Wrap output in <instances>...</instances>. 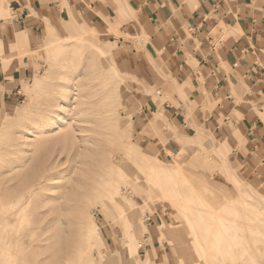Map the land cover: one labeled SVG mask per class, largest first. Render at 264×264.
<instances>
[{
  "label": "rangeland",
  "instance_id": "374dc122",
  "mask_svg": "<svg viewBox=\"0 0 264 264\" xmlns=\"http://www.w3.org/2000/svg\"><path fill=\"white\" fill-rule=\"evenodd\" d=\"M54 1L22 100L0 108V264H264V152L240 131L247 147L224 145L223 115L197 120L193 89L149 57V35L120 30L127 3L105 19L92 0L85 13L84 0ZM226 35L213 31L216 47Z\"/></svg>",
  "mask_w": 264,
  "mask_h": 264
},
{
  "label": "crops",
  "instance_id": "0c3cea01",
  "mask_svg": "<svg viewBox=\"0 0 264 264\" xmlns=\"http://www.w3.org/2000/svg\"><path fill=\"white\" fill-rule=\"evenodd\" d=\"M8 1L14 19H0V108L22 100L24 83L35 74L36 60L29 52L34 50L38 32L43 28L38 17L48 13V9L55 15L56 8L61 6L60 1L54 0ZM112 1L92 0L90 6L101 17L109 19L113 15ZM122 1L133 12L119 7V13L133 20L123 24L120 30L132 36L143 32L149 35L145 45L149 57L163 60L167 76L193 89L191 94L196 99L193 114L197 120L217 124L218 117L223 115L224 133H231L224 145L231 148L241 141L247 147L249 142L241 139L243 134L263 153L264 122L254 106L260 105L264 111L261 102L264 98V0ZM81 6L85 13L87 2L84 0ZM61 9L57 10L59 16ZM6 14L7 8L1 5L0 16ZM77 15L72 12V20L79 24ZM89 23L96 26L91 20ZM220 26L227 35L220 38L218 48L212 33ZM106 27L115 29L109 23ZM18 53L23 56L18 58ZM179 104L184 106L182 102ZM166 108L171 109L173 118L182 119L184 110L169 104ZM233 112L242 117L232 119L234 132L229 126ZM8 116L0 110V118ZM183 122L187 124L186 120Z\"/></svg>",
  "mask_w": 264,
  "mask_h": 264
},
{
  "label": "bare ground",
  "instance_id": "6f19581e",
  "mask_svg": "<svg viewBox=\"0 0 264 264\" xmlns=\"http://www.w3.org/2000/svg\"><path fill=\"white\" fill-rule=\"evenodd\" d=\"M89 25V29H90V31H93V28H92V25H91V23H89L88 24ZM176 171V170H175ZM47 177V176H46ZM45 178V177H44ZM53 180V178L51 177H48V178H46V182L47 181H52ZM45 182V183H46ZM29 202V201H28ZM27 204V203H26ZM25 208V207H24ZM11 212L12 213H10V216H13V217H17V214L19 213V211H15V208H11ZM128 219V218H127ZM133 220H128V223H129V229H127V237H128V239H127V241L128 242H132V241H138L139 239L136 237V231H135V223L134 222H132ZM135 231V232H134ZM94 233H95V237L93 238V236L92 237H90V245L92 246V248H94V249H96L98 246L97 245H99L98 244V242L99 243H102V244H104V238H103V235H102V233H101V230L100 229H95L94 230ZM105 245V244H104ZM136 245V248H137V243L135 244ZM194 255V254H193ZM194 257V256H193ZM198 261V260H197ZM202 263V262H201Z\"/></svg>",
  "mask_w": 264,
  "mask_h": 264
}]
</instances>
